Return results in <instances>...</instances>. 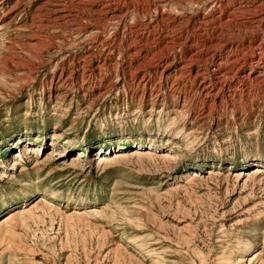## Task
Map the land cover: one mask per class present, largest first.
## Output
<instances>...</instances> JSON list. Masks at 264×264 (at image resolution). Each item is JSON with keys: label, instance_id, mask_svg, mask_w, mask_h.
Wrapping results in <instances>:
<instances>
[{"label": "rangeland", "instance_id": "obj_1", "mask_svg": "<svg viewBox=\"0 0 264 264\" xmlns=\"http://www.w3.org/2000/svg\"><path fill=\"white\" fill-rule=\"evenodd\" d=\"M0 264H264V0H0Z\"/></svg>", "mask_w": 264, "mask_h": 264}, {"label": "bare ground", "instance_id": "obj_2", "mask_svg": "<svg viewBox=\"0 0 264 264\" xmlns=\"http://www.w3.org/2000/svg\"><path fill=\"white\" fill-rule=\"evenodd\" d=\"M30 150H32V148L30 146H25L24 147V152L27 154V152H29ZM32 152V151H31ZM101 159V158H98V160ZM258 170V169H257ZM42 199V198H40Z\"/></svg>", "mask_w": 264, "mask_h": 264}]
</instances>
